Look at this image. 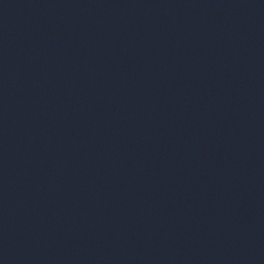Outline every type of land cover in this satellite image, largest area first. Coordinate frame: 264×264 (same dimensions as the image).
<instances>
[{"label":"water","instance_id":"water-1","mask_svg":"<svg viewBox=\"0 0 264 264\" xmlns=\"http://www.w3.org/2000/svg\"><path fill=\"white\" fill-rule=\"evenodd\" d=\"M0 264H264V0H0Z\"/></svg>","mask_w":264,"mask_h":264}]
</instances>
